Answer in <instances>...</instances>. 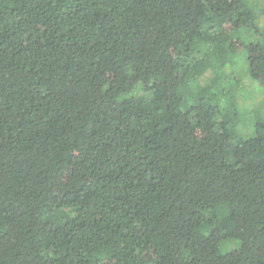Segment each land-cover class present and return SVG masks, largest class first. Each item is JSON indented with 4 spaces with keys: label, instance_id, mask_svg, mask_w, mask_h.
Here are the masks:
<instances>
[{
    "label": "trees",
    "instance_id": "obj_1",
    "mask_svg": "<svg viewBox=\"0 0 264 264\" xmlns=\"http://www.w3.org/2000/svg\"><path fill=\"white\" fill-rule=\"evenodd\" d=\"M262 108L252 0H0V264H264Z\"/></svg>",
    "mask_w": 264,
    "mask_h": 264
},
{
    "label": "rangeland",
    "instance_id": "obj_2",
    "mask_svg": "<svg viewBox=\"0 0 264 264\" xmlns=\"http://www.w3.org/2000/svg\"><path fill=\"white\" fill-rule=\"evenodd\" d=\"M256 5L260 6V7H264V0H252ZM261 22V21H260ZM260 25H262V22L260 23ZM251 36H253L252 34H250ZM211 77L208 75H205L202 77L201 82L202 83H206ZM242 87L244 89V91L246 92L247 95L251 94L252 96V100L251 98H247L245 101L243 100H239V104L241 105V111L242 114H244L243 116V121L239 126V131L242 135H244L245 137H249L252 136V128H251V122L250 117L248 119V113L245 114L248 110H251L254 106V103H257L258 101L262 100V95L260 93L257 92L256 90V85L252 84V80L249 77H245V79L243 80V84ZM254 102V103H253ZM263 112H264V108H262Z\"/></svg>",
    "mask_w": 264,
    "mask_h": 264
}]
</instances>
